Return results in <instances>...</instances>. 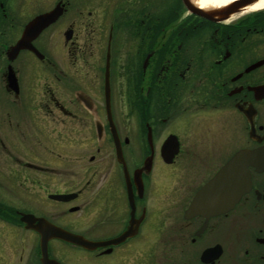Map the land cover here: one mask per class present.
Instances as JSON below:
<instances>
[{
	"label": "flooded vegetation",
	"instance_id": "1",
	"mask_svg": "<svg viewBox=\"0 0 264 264\" xmlns=\"http://www.w3.org/2000/svg\"><path fill=\"white\" fill-rule=\"evenodd\" d=\"M189 6L0 0V264H264V164L232 210L186 217L264 151V10Z\"/></svg>",
	"mask_w": 264,
	"mask_h": 264
},
{
	"label": "water",
	"instance_id": "2",
	"mask_svg": "<svg viewBox=\"0 0 264 264\" xmlns=\"http://www.w3.org/2000/svg\"><path fill=\"white\" fill-rule=\"evenodd\" d=\"M259 1L260 0H235L216 9L203 10L199 7L195 8L193 6H189V9L191 12L206 20L218 22L240 15L247 8ZM48 17H50V15L38 18L37 20L31 22L26 28L25 37L32 32V38H35L42 28L46 27L50 22ZM258 92H260L261 95H264V86L259 88ZM254 164H256V166L264 164L263 149L255 152H240L205 186L203 191L196 198V202H193L187 209L186 217L188 218L192 214H196V209L200 207L204 210V216L206 217H214L232 210L241 196L250 189L247 167L249 165L254 166ZM198 212H200L199 209ZM127 234L122 235L115 241L105 244L109 245L119 242L125 238ZM53 236L70 244L82 246L86 249H94L98 246H102V244L91 243L79 236L66 232H62V234L56 232ZM42 262L43 264L52 263L46 258H44Z\"/></svg>",
	"mask_w": 264,
	"mask_h": 264
},
{
	"label": "bare ground",
	"instance_id": "3",
	"mask_svg": "<svg viewBox=\"0 0 264 264\" xmlns=\"http://www.w3.org/2000/svg\"><path fill=\"white\" fill-rule=\"evenodd\" d=\"M196 6L200 9L207 10V9H216L219 7H223L224 5L231 3L232 0H191ZM264 10V0H260L256 4L252 5L251 7L247 8L241 14H252L255 12H260Z\"/></svg>",
	"mask_w": 264,
	"mask_h": 264
},
{
	"label": "rangeland",
	"instance_id": "4",
	"mask_svg": "<svg viewBox=\"0 0 264 264\" xmlns=\"http://www.w3.org/2000/svg\"><path fill=\"white\" fill-rule=\"evenodd\" d=\"M110 1H111V0H102V2H103V4H104V7H105L104 12H105V11L107 12L108 10H111V9L109 8ZM79 2H80V0H69L70 7L77 6V5L79 4ZM133 6H134V5H133ZM107 7H108V9L106 10ZM102 8H103V6H101L100 10H102ZM104 12H102V13H104ZM105 21H106V20H105ZM153 257H154V259H155V258H156V255H153Z\"/></svg>",
	"mask_w": 264,
	"mask_h": 264
}]
</instances>
